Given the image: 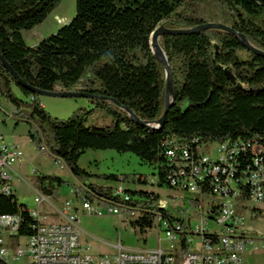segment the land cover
I'll use <instances>...</instances> for the list:
<instances>
[{"label":"trees","instance_id":"trees-1","mask_svg":"<svg viewBox=\"0 0 264 264\" xmlns=\"http://www.w3.org/2000/svg\"><path fill=\"white\" fill-rule=\"evenodd\" d=\"M61 1L0 0V54L27 84L43 91L91 93L94 107L81 108L68 118L55 117L45 109L41 95L23 87L1 61L0 101L8 102L13 117L30 123L35 146L61 158L74 175L90 176L79 164L86 150L113 149L132 152L155 166L159 184L166 185L164 141H249L264 135V56L249 52L243 57L240 52L247 49L227 30L161 37L174 88L172 107L161 127L135 122L111 101L129 106L142 121L158 122L166 109L167 83L165 67L151 47L153 32L161 26L179 30L222 22L264 51V0H77L72 21L37 45H28L23 31L43 23ZM96 109L112 114L114 122L88 125ZM100 176L148 183L141 173ZM34 183L56 200L67 185L102 207L138 212L132 223L141 232L154 226L158 212H169L159 207L158 195L147 190L124 188L123 196L112 185L80 184L53 174H39ZM0 215L20 216L18 238L33 232L36 220L16 194H0Z\"/></svg>","mask_w":264,"mask_h":264},{"label":"built area","instance_id":"built-area-1","mask_svg":"<svg viewBox=\"0 0 264 264\" xmlns=\"http://www.w3.org/2000/svg\"><path fill=\"white\" fill-rule=\"evenodd\" d=\"M163 146L169 167L166 185L184 195L176 212H158L165 244L162 238L152 249H129L119 243L112 254L94 255L83 243L78 206L67 200L59 210L64 219L47 221L42 204L59 205L38 191L36 207L28 208L36 222L33 232L22 236L27 238L24 247H12L3 238L4 230L12 226L16 227L12 234L18 235L20 216L0 215V264L22 257L28 258L27 264H246L249 251L264 250V235L248 226V221L264 217V135L249 141L168 139ZM24 158V151L0 134V194H15L12 173ZM117 193L124 196L123 188ZM78 197L88 213L123 212L119 206L97 207Z\"/></svg>","mask_w":264,"mask_h":264},{"label":"rangeland","instance_id":"rangeland-1","mask_svg":"<svg viewBox=\"0 0 264 264\" xmlns=\"http://www.w3.org/2000/svg\"><path fill=\"white\" fill-rule=\"evenodd\" d=\"M76 13L77 0H62L46 21L34 29L38 31L44 30L38 43L72 21ZM63 17L68 19V22L63 23L61 21ZM28 32L30 31H24L25 38L29 37ZM240 53L243 57H248L249 55L248 50ZM15 91L19 97L26 100V96L17 87H15ZM41 102L47 111L59 118H68L81 108L91 109L94 107V104L86 97L41 95ZM113 122L114 117L112 114L103 109H96L89 116L87 124L103 126L111 125ZM29 129L30 123L13 117L8 102L4 99L0 101V134L4 135L6 142L10 143V145L19 146L25 153L24 160L15 165V171H13L12 176L15 194L19 202L26 204L28 208L36 207L35 197L40 190L36 187L34 180L39 174L59 175L64 179L80 184L101 183L112 185L117 190L122 187L123 189L154 192L158 195L157 203L159 207L169 212H176L183 203L184 195L182 193L178 194V191L168 185H160L155 166L142 161L132 152L120 153L113 149H88L81 156L79 164L89 172L90 176H76L61 158L42 153L31 141ZM111 173L119 175L141 173L147 177L148 183H122L106 180L100 176ZM186 196L188 197V195ZM78 199L79 197L69 186L63 185L61 187V198L57 200L59 207L55 208L45 201L41 206V210L47 217V221H61L64 218L59 214L60 208L62 209L67 200H72L74 205L78 206L77 214L80 217L83 243L89 247V250L94 255L112 254L116 251L115 245L119 243L129 249L156 248L159 245L160 238L163 239V244L166 243L164 233L160 232L158 221H155L154 226L147 229L146 232H141L132 223L137 218L138 212L112 214L103 211L101 214H91L82 209ZM94 204L97 207L100 206L98 202H94ZM248 226L251 231L264 235V217L255 222L248 221ZM15 228L12 226L5 229L3 238L10 242L9 245L12 247H16L18 244L24 247L27 238L22 237L19 239L17 235H13ZM12 263L27 264L28 258L12 259ZM246 264H264V250L258 252L249 251L246 256Z\"/></svg>","mask_w":264,"mask_h":264},{"label":"water","instance_id":"water-1","mask_svg":"<svg viewBox=\"0 0 264 264\" xmlns=\"http://www.w3.org/2000/svg\"><path fill=\"white\" fill-rule=\"evenodd\" d=\"M211 28H216V29H222V30H227L230 31L234 34H236L240 39L243 44V46L251 53L258 54L261 56H264V51L257 48L251 42L246 38V36L239 31L235 30L233 27H231L228 24H224L222 22H207L200 24L194 28H189V29H179V30H174V29H168L165 27H159L157 28L152 36H151V47L152 50L156 56V58L163 64L166 70V83H167V89H166V109L160 118V120L154 124L148 123L145 121H142L136 113L126 105H122L119 101H117L115 98H111V101L114 102L117 106H120L128 111L130 116L133 118V120L137 123L143 124L149 128H159L161 127L168 116V113L172 107V99L174 95V88H173V70L171 67V64L169 62V59L167 58V55L163 49V46L160 42V39L163 35H185V34H191V33H196L200 32L203 30L211 29ZM0 61L3 63V65L14 75V77L18 80V82L25 88L32 90L35 93H38L40 95H46V96H57V97H86V98H91L94 95L91 93L83 92V91H43L40 89H37L29 84H27L18 74L17 72L13 69V67L6 61L3 55L0 54ZM102 97V96H99Z\"/></svg>","mask_w":264,"mask_h":264},{"label":"crops","instance_id":"crops-1","mask_svg":"<svg viewBox=\"0 0 264 264\" xmlns=\"http://www.w3.org/2000/svg\"><path fill=\"white\" fill-rule=\"evenodd\" d=\"M57 17V16H56ZM46 21V20H45ZM44 21V22H45ZM61 21L63 22V23H65V22H68V19H66L65 17H63V18H61ZM42 24V23H41ZM40 24V25H41ZM39 26V25H38ZM37 26V27H38ZM36 28V27H35ZM34 28V29H35ZM34 29H32V30H27V31H30V32H28V38H25L24 37V39H25V41H26V43L28 44V45H30V46H34L35 44H37L38 42H39V40L41 39V37H42V35H43V31H38V30H34ZM23 36H24V31H23ZM3 135V134H2ZM4 136V135H3ZM8 143V142H7ZM8 144H10V143H8ZM17 146V145H16ZM14 171H15V168H14ZM14 182V181H13Z\"/></svg>","mask_w":264,"mask_h":264}]
</instances>
